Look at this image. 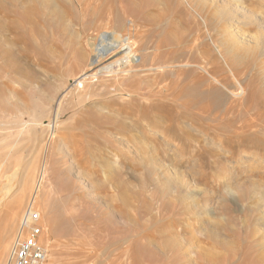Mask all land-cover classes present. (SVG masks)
<instances>
[{
  "label": "rangeland",
  "instance_id": "374dc122",
  "mask_svg": "<svg viewBox=\"0 0 264 264\" xmlns=\"http://www.w3.org/2000/svg\"><path fill=\"white\" fill-rule=\"evenodd\" d=\"M53 1L61 17L39 0H0V215L13 210L29 181L8 248L39 183L43 195L35 206L46 229L47 264H264L254 234L264 232V135L235 140L237 128L251 122L249 111L263 114L256 130L264 133V43L257 52L235 41L221 47L228 24L219 0L202 8L200 0H134L139 7L133 0ZM240 2L264 17V0ZM112 7L125 26L137 19L140 55L160 45L174 48L169 57L177 64H190L165 78L172 98L158 94L153 77L78 93L76 35L102 31L91 22ZM229 26L243 36L263 33ZM238 83L247 94L242 101L229 93L238 92ZM173 174L181 187L168 185ZM242 190L261 204L247 208ZM6 229L0 222V244Z\"/></svg>",
  "mask_w": 264,
  "mask_h": 264
},
{
  "label": "bare ground",
  "instance_id": "6f19581e",
  "mask_svg": "<svg viewBox=\"0 0 264 264\" xmlns=\"http://www.w3.org/2000/svg\"><path fill=\"white\" fill-rule=\"evenodd\" d=\"M39 1H41L40 4H43L44 7L51 8L54 11L53 15H57V16L61 17L60 14H62L61 13L62 11H60L58 9V5H56L53 0H39ZM137 1L133 0V2L135 4L137 3ZM200 1H201V8L205 7V5L208 2V0H200ZM229 1H230V3L232 2L234 7H235V8H231L232 11L228 10L230 8H227L228 6H231L230 3L228 4ZM240 1L241 0H219V4H222V6L218 7L220 9L221 19L226 25L228 24L226 26L225 33H224L227 36L228 40L227 41L225 40V42H220L221 43L220 46L222 47V46H224V44L228 45V43H233L235 41L237 43H241V45L244 44L245 46L253 47L254 52L260 51L261 45L264 43V17H262L260 15H256L253 12L247 11L242 6ZM85 2H88V1H85ZM185 2H186V0H185ZM128 3H126V5ZM105 4H106V1H105ZM124 5H125L124 3L123 4L121 3V5H120L122 14L123 13L125 14V11H126V7ZM225 5H227V6H225ZM136 6L139 7V4H136ZM99 7H101V6L99 5ZM127 7H128V5H127ZM113 9H114L113 7L110 9V11L108 9V11H107L108 13L105 14L104 16L99 15V17H96L95 19L93 18L94 20L92 19L93 21L91 22V25L95 27V26H98L100 24L103 27L102 31L100 30V31L87 33V34H85L86 36L84 38L79 37L80 35L78 36V34L76 35V39L78 40L80 38V42H79L78 46L75 48L74 54H75V59L80 64L79 67H82L81 68L82 71L76 78H74L72 80H75V82H77V84L76 83L75 84L78 85V86H75V87L81 86V87H79L80 92H78V93H80L81 96L89 95L94 90V87L96 88V87H98V85H102V87L110 88L112 86L111 85L109 87V83L111 82V80H113L115 82L117 80L118 81L119 80L126 81V80H130V79H144L143 77H147V78L148 77L149 78L153 77V79L151 78L153 83L150 82L149 84H153L152 86H154V85L156 86V88L158 90V94L164 96V99H165V97L169 98V96H171V98H172L171 94L173 93V89L170 86L171 85L170 84L171 81H170V83H168L165 78L168 75L169 76H174V75L178 74V72L180 71L181 68H187V67L190 66V64H187V63L186 64H183V63L182 64H177L175 59H171L169 57V55L176 54V52L173 50L174 48L171 49V48L168 47V49L164 51V48L160 47V45L156 46L155 49L152 52H147V51H149V49L147 48L146 55L144 54L145 50H143L142 53H141L142 55H140L141 51H139V50H140L141 47L140 46L138 47V45H140L142 40H140V43L138 41L139 44L137 45V38L139 36H141V35L138 34V32H139L138 29L139 28L137 29V26L134 23V21L136 22L137 19L135 18V20H133V21H130V22L128 21L129 22L128 24L130 26H128V25L125 26V23H124L125 20L122 21L123 17L121 16L122 17V19H121L120 16H117L114 13L115 10H113ZM103 12L104 11H102V13ZM132 12H135V11H132ZM160 13H162V12H160ZM99 14H101V13H99ZM123 16H126V15H123ZM56 18H54V19H56ZM91 18H92V16H91ZM145 18L147 19L146 16H145ZM145 18H144L143 22L146 21ZM129 20H131V18ZM201 21H202L201 22L202 25H205L206 20L204 18H201ZM58 23H61V22H58ZM230 23H235L236 26L237 25L239 26V28H240V26H243V27H245V26L255 27V29H257V31H259V32L263 31V33L261 32V36H258L257 34H255L252 37L243 36V35L240 34L238 29H236L237 27L233 28V26H229ZM144 24H146V23H144ZM69 26H70V24L67 27H69ZM143 30H142V32H143ZM141 38H143V37L141 36ZM77 40H76V42H78ZM176 49H178V47ZM217 51H218V53H220V48L219 47L217 48ZM229 51H230V49H229ZM200 52L201 51H199V53ZM261 53H262V51H261ZM261 55L264 57V50H263V53ZM261 55H260V57H261ZM221 57L224 58V56L222 54H221ZM63 61H61V62H63ZM63 63H65V61ZM56 64H58V63H56ZM226 65H227V67H229L227 63H226ZM58 69H59V67H58ZM198 69H200L201 71L207 72V71L204 70L202 65L201 66L199 65ZM181 70H183V69H181ZM75 71H77V70H75ZM229 73L231 75H233V78L235 77L234 76V72L232 71V69L230 67H229ZM61 76L62 75H60V77ZM63 77H64V75H63ZM177 77H178V75H177ZM106 79H108V80H106ZM151 79H149V80H151ZM159 79H161V80H159ZM214 80L222 88L225 87V85L223 84L222 81H218L217 79H214ZM140 81H142V80H140ZM175 82H178V81H175ZM97 83H99V84H97ZM115 85L116 86L120 85V87H121L122 83L120 82V84H115ZM237 85H238V88H237L238 92L236 93V91H229V93L231 94V96L234 97V99L237 100V98H238L239 100L242 101L244 99V97L247 95L246 94V90L240 83H238ZM117 88L119 89V86H117ZM117 88L115 90H117ZM130 89L131 88H129V90ZM148 89H150V88H148ZM129 90L122 89L121 91H123V92H121V93H126V94H130L131 95V93L134 90L132 89V92L129 91ZM136 92H138V91H136ZM117 93H115V94H117ZM135 94H137V93H135ZM68 95H70L69 91H66L64 97H66ZM78 96H79V94H78ZM87 97L89 98V96H87ZM123 97H126V96H123ZM83 99L85 100V98H83ZM121 99H123V98H121ZM164 99L162 98V100H164ZM153 105H151V106L154 108ZM155 108H157V107H155ZM231 108H234V107H231ZM248 115L251 116V118H250L251 122L247 123L246 125L242 124L241 126H239L237 128V130L235 131V136H236L235 140H236V142H238V139H239V140H242V141H245L246 143H248L244 139L245 137H242V136L244 134L248 135V133H251V132H253V135L259 134V133L261 135H264V133L262 134V132H258L256 130L260 126L259 125V121L261 122V120H256V119L262 118L263 114L258 112V113H256V115H252L251 112L249 111ZM157 117L159 118L160 116H157ZM157 117L155 115V118H157ZM168 119H169V117H168ZM173 120H175V119H173ZM165 123L167 124V122H165ZM261 124H263V123L261 122ZM49 125H50V123H49ZM157 126H159V125H157ZM169 126H170V124H169ZM48 127L50 128V126H48ZM136 127H138V126H136ZM139 127L136 128V129H138V130H136V133L140 135V134H143V131L139 130ZM143 127L141 126V128H143ZM154 128L156 129L155 126H154ZM157 128H159V127H157ZM262 128H264V127H262ZM262 130H264V129H262ZM170 136H171V134H170ZM249 136H251V135H249ZM223 138H225V137H223ZM263 138H264V136H263ZM252 148L255 149V147H252ZM252 148H249V149H252ZM243 152H246V150H243ZM249 152H251V150ZM260 156H263V155H260ZM16 176H17L16 174H13L12 176H10L8 178L11 179V181H13V180L16 179ZM168 182H169L168 185L170 187L177 186V188H178V185L181 184V182L183 184V181H181L179 176H177L176 174H173L168 179ZM23 184H24V186L22 185L23 186L22 187V192H20V194L18 195L19 197L12 204L13 205V210H10V207H9V208L5 209V211H3L2 215H0V222H5V225L7 226V229L5 231L6 232V234H5L6 236H5L4 240H2V243L0 244V261H1L0 264H3V260L5 258V255H7L6 254L7 250L10 249V248H8L9 247V245H8L9 240L8 239H9V236L11 235V233H12V230H13L12 222L15 220V217H17L16 214L18 212L16 210L20 209L21 205L23 204L22 202L24 201L23 199H24L25 195L28 194V191H29V187H28L29 181H28V179H27V181L23 180ZM182 184L180 185V187L182 186ZM40 185L41 184L36 183L35 189H34L35 191H33L34 193L32 195L33 197L30 200L31 203L33 202L36 205L41 200L40 195H43V194L40 193ZM10 192H12V188L10 186L7 187V185H6L4 193H3L5 195V197H8ZM177 192H178V190H177ZM239 193H240L239 198L241 200H244V202L246 203L245 205L250 210L252 209V207H255L256 205L261 204V202L257 201L258 198L256 197L257 195L254 192L247 191V190H244V191L242 190L241 192L239 191ZM183 198L184 197H181V196L179 197L180 200L183 199ZM1 204H2V199H0V206H1ZM261 208H262L261 212H259V213L262 214L261 219H263L264 218V212H263L264 211V205L261 204ZM255 212H258V210H256ZM257 220H259V217L257 218ZM254 234L255 235H257V234L259 235V239L262 241V245H261L262 249H264V232H261L260 230L255 229ZM6 258H7V256H6ZM48 258H49V256H48Z\"/></svg>",
  "mask_w": 264,
  "mask_h": 264
},
{
  "label": "built area",
  "instance_id": "2783aa9c",
  "mask_svg": "<svg viewBox=\"0 0 264 264\" xmlns=\"http://www.w3.org/2000/svg\"><path fill=\"white\" fill-rule=\"evenodd\" d=\"M45 230L41 213L30 202L20 218L6 264H47L49 250L43 242Z\"/></svg>",
  "mask_w": 264,
  "mask_h": 264
}]
</instances>
